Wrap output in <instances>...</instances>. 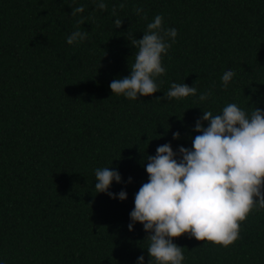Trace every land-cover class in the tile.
Wrapping results in <instances>:
<instances>
[{
	"label": "trees",
	"instance_id": "obj_1",
	"mask_svg": "<svg viewBox=\"0 0 264 264\" xmlns=\"http://www.w3.org/2000/svg\"><path fill=\"white\" fill-rule=\"evenodd\" d=\"M121 2L106 0L101 11L94 0H0L4 264H136L141 255L148 264L143 226L128 230L134 196L148 179L147 156L165 143L191 148L203 110L216 115L228 103L264 109V0H126L119 9ZM156 15L178 31L162 57L160 91L138 100L112 94L110 83L129 75L134 61L127 33L141 39ZM76 29L88 37L68 45ZM228 69L236 75L224 88ZM172 83L197 93L164 99ZM206 91L210 99L200 102ZM103 167L119 171L125 183L110 191L125 190L126 200L96 194L95 169ZM173 242L183 247V264H264V209L240 222L228 247L187 233Z\"/></svg>",
	"mask_w": 264,
	"mask_h": 264
},
{
	"label": "clouds",
	"instance_id": "obj_2",
	"mask_svg": "<svg viewBox=\"0 0 264 264\" xmlns=\"http://www.w3.org/2000/svg\"><path fill=\"white\" fill-rule=\"evenodd\" d=\"M101 11L107 9L106 0H94ZM126 0L118 5L125 7ZM84 6L72 9L75 16L84 12ZM139 15L143 9L137 8ZM117 6H113L115 16ZM82 18L77 23H84ZM120 28L123 20H114ZM176 28H163V17L156 15L141 39L127 33L135 51L129 66L130 74L114 79L109 87L112 94L130 100L151 96L160 91L156 77L165 74L162 57L175 43ZM86 31L74 30L66 37L68 45L86 40ZM236 73L226 70L221 76L222 87L227 88ZM197 88L186 83H172L164 99L180 100L195 96ZM211 91L198 96L200 102L210 99ZM207 122V126H204ZM191 148L173 150L171 143L160 145L155 155L147 156L144 165L148 174L134 196V208L129 213L128 230L140 223L147 233L148 264H183V247L174 238L188 234L198 241L212 242L228 247L238 238L240 222L254 209H264V109L254 107L250 112L236 103L226 104L219 114L203 110L196 120ZM173 140L180 133L172 134ZM94 189L112 199L124 201L127 192L113 193V182L125 183L117 169H95ZM129 177L127 183H131ZM0 264L4 261L0 260ZM136 264H145L143 255Z\"/></svg>",
	"mask_w": 264,
	"mask_h": 264
}]
</instances>
